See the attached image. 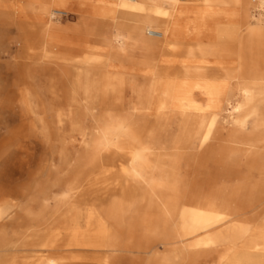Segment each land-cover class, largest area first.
<instances>
[{"label": "rangeland", "instance_id": "1", "mask_svg": "<svg viewBox=\"0 0 264 264\" xmlns=\"http://www.w3.org/2000/svg\"><path fill=\"white\" fill-rule=\"evenodd\" d=\"M257 2L0 0V264H264Z\"/></svg>", "mask_w": 264, "mask_h": 264}, {"label": "bare ground", "instance_id": "2", "mask_svg": "<svg viewBox=\"0 0 264 264\" xmlns=\"http://www.w3.org/2000/svg\"><path fill=\"white\" fill-rule=\"evenodd\" d=\"M257 5L261 8L264 9V0H258ZM135 16V14H134ZM156 21L163 23V24H169V18L165 15H157L156 16ZM134 30L136 32H140L143 30H149V26L144 24V23H140V22H136L133 26ZM171 32V28L169 25H166L165 27H163L161 30L156 31L154 34H156L157 36H160L158 39H163V37H166L167 35H169V33ZM237 87V86H236ZM235 88V87H234ZM242 89V92L244 93V95L250 96V98L252 97L253 92L248 89V88H243L240 87ZM239 89V88H238ZM249 98V99H250ZM243 99V98H242ZM234 106V105H233ZM245 118H249L248 115L245 116ZM246 121H244L245 123ZM250 126V125H249ZM239 127V126H238ZM244 128V127H243ZM244 131V130H243Z\"/></svg>", "mask_w": 264, "mask_h": 264}]
</instances>
